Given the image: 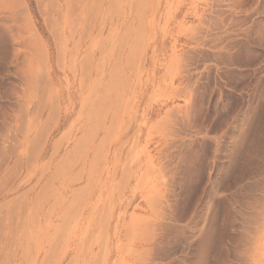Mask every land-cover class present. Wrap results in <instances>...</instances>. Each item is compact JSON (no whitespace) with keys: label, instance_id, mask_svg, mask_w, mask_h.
<instances>
[{"label":"rangeland","instance_id":"rangeland-1","mask_svg":"<svg viewBox=\"0 0 264 264\" xmlns=\"http://www.w3.org/2000/svg\"><path fill=\"white\" fill-rule=\"evenodd\" d=\"M0 264H264V0H0Z\"/></svg>","mask_w":264,"mask_h":264},{"label":"bare ground","instance_id":"bare-ground-1","mask_svg":"<svg viewBox=\"0 0 264 264\" xmlns=\"http://www.w3.org/2000/svg\"><path fill=\"white\" fill-rule=\"evenodd\" d=\"M154 175H157V174H154ZM151 180H152V181L157 180V176H156V177L154 176V178H151Z\"/></svg>","mask_w":264,"mask_h":264}]
</instances>
